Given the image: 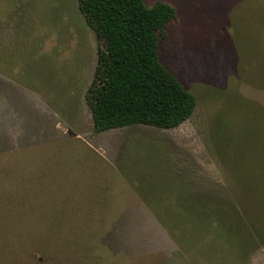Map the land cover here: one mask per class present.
I'll return each instance as SVG.
<instances>
[{
  "label": "rangeland",
  "instance_id": "374dc122",
  "mask_svg": "<svg viewBox=\"0 0 264 264\" xmlns=\"http://www.w3.org/2000/svg\"><path fill=\"white\" fill-rule=\"evenodd\" d=\"M157 1L176 9L160 60L195 111L97 132L79 1L0 0V264H264L246 217L264 218V0ZM5 78L60 116L11 104Z\"/></svg>",
  "mask_w": 264,
  "mask_h": 264
},
{
  "label": "trees",
  "instance_id": "16d2710c",
  "mask_svg": "<svg viewBox=\"0 0 264 264\" xmlns=\"http://www.w3.org/2000/svg\"><path fill=\"white\" fill-rule=\"evenodd\" d=\"M78 1L99 42L94 78L86 93L94 130L133 124L169 129L190 118L195 95L159 57V32L175 18V7L165 1L152 6L144 0ZM235 215L242 218L237 210ZM246 217L264 241V218L249 212ZM234 236L237 241L240 233L235 231Z\"/></svg>",
  "mask_w": 264,
  "mask_h": 264
},
{
  "label": "crops",
  "instance_id": "0c3cea01",
  "mask_svg": "<svg viewBox=\"0 0 264 264\" xmlns=\"http://www.w3.org/2000/svg\"><path fill=\"white\" fill-rule=\"evenodd\" d=\"M2 88L3 89H5V88L8 89L9 90L8 91L9 94H10V92L12 94H15V97H14L15 99L14 100H11L9 98V95H8V98L10 99L9 101H10L11 104H13V105L16 104V100L19 99L22 102L26 103V107H28V108L34 107V108L38 109L39 112H40V118L41 119H42L41 116H60V115H58L59 113L56 114L53 111H51L50 108L48 107V105H45L40 97H38L32 91H30L28 89H25V86L21 85L19 82H16L15 79H12V78L11 79H6L5 78V81H4L3 85H2ZM14 109H15V111L19 110L18 108H14ZM15 116H24V115L20 111H18V114L15 115ZM24 117L26 118V121L28 119L37 118V116H24ZM49 126H50V124L47 123V120H45V122H43L42 125L41 124L34 125L31 128H34V129L37 128V129H40V130H45Z\"/></svg>",
  "mask_w": 264,
  "mask_h": 264
}]
</instances>
